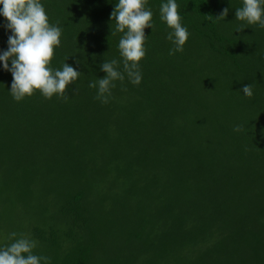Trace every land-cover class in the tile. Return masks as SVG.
Masks as SVG:
<instances>
[{
  "label": "trees",
  "instance_id": "trees-1",
  "mask_svg": "<svg viewBox=\"0 0 264 264\" xmlns=\"http://www.w3.org/2000/svg\"><path fill=\"white\" fill-rule=\"evenodd\" d=\"M0 264H264V0H0Z\"/></svg>",
  "mask_w": 264,
  "mask_h": 264
}]
</instances>
